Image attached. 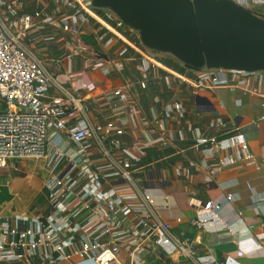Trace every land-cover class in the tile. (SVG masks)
<instances>
[{"label": "built area", "instance_id": "built-area-1", "mask_svg": "<svg viewBox=\"0 0 264 264\" xmlns=\"http://www.w3.org/2000/svg\"><path fill=\"white\" fill-rule=\"evenodd\" d=\"M232 1L264 12V0ZM38 4L26 13L20 0H0V168L38 159L48 174L43 212L0 213V264H171L175 255L189 264H239L243 251L219 260L213 252L201 254L192 238L173 231L181 215L164 216L151 192L169 183L157 164L163 158L146 159L149 149L190 150L198 158H189L187 167L176 164V175L202 166L209 182L244 161L260 170L247 135L233 121L217 116L207 133L193 124L185 127L182 97L187 93L196 100L203 91L227 88L264 99V72L181 71L144 48L122 21L113 17L112 24L99 17L88 0H58L52 10L43 0ZM89 16L124 42L123 53L107 60L112 70L129 75L122 84L97 92L67 87L52 70L55 61L69 73L73 58L81 57L82 65L93 69L104 60L82 40L81 27ZM50 26L65 35L57 60L32 45L35 34ZM151 85L161 91L151 96L154 111L148 115L142 111L141 91L151 94ZM188 140V148L182 147ZM220 194L226 203L235 198L233 192L220 191L205 202L189 199L196 208L189 223L211 231L212 215L233 230L223 218ZM162 199L169 207V195ZM237 215L238 229L255 227L243 220L242 211Z\"/></svg>", "mask_w": 264, "mask_h": 264}, {"label": "crops", "instance_id": "crops-1", "mask_svg": "<svg viewBox=\"0 0 264 264\" xmlns=\"http://www.w3.org/2000/svg\"><path fill=\"white\" fill-rule=\"evenodd\" d=\"M36 9L37 6L22 5V11L26 13H32ZM52 9L49 8V10ZM86 23L90 32L84 31L82 33L81 30L82 40L86 43L91 40L94 41L95 47L101 52L104 60L100 64L99 72L90 70V76L83 75L85 80L82 81L91 87L96 86L94 83L102 81V84L97 86L103 87V89L122 84L128 79V73L112 70L108 60L115 54L123 53L124 42L113 36L100 22H93V19H88ZM55 29V27L50 26L47 30L35 34V36H40L39 40H44L41 41L42 45H46H43L44 51L48 48V53L51 52L49 57L53 60H57L65 46V35ZM49 30H51L50 33L57 31V34L60 33L61 35L58 38H53V42L49 41L47 43L44 33ZM85 35L89 37L88 42L84 39ZM38 50L42 53L41 49ZM72 61L74 72V68L81 66L82 63L76 58H73ZM55 69L60 71L57 68L56 61L52 67L53 71ZM74 87L79 88L77 85H74ZM150 87L151 94L141 91L142 111L148 115H152L154 111L151 96L156 91H161L157 85H151ZM88 89L93 92L98 91L93 88ZM200 96L206 97L207 100H202L199 104H196V100H193L187 93L182 97L186 108L185 127L188 124H193L200 132L207 133L210 130L211 121L217 116L233 121L247 135L256 162L261 166L260 170H255V164L252 161H244L223 169L211 180L212 182L208 181L207 171L202 166L191 167L188 169L187 175L177 176L176 164L182 163L187 167L189 158L196 159L198 157L190 150L186 151L185 154H177L175 149L169 148L161 150L165 156L160 157L163 159L157 163L159 167L167 172L169 183L165 188L153 189L151 192L161 202L159 209L164 216L173 218L176 215H181L182 221L181 223L174 221L175 227H179L178 232L180 235L188 236L194 240L196 248L201 254H207L210 251L215 254L217 259L223 260L229 255L236 257L237 252L241 250L243 256L238 258L239 264H264V99L245 94L241 90L232 91L227 88L203 91ZM189 145L190 141L188 140L182 147L188 148ZM229 151V149H224V153ZM235 154L238 156L240 152H235ZM248 184L251 185V188L248 187ZM9 191H11L10 188ZM220 191L235 194L234 200L228 203H226L224 195L220 194L224 204L223 218L232 225L233 230L223 228L220 221L212 215H208L210 216L208 224L213 228L211 231L191 225L188 217L195 216L196 208L190 207L188 200L195 197L205 202L211 196L219 194ZM165 194L169 195V207L163 205L162 198ZM238 211L243 212L242 218L246 223L254 224L255 227L238 229ZM169 262L171 264H189L187 260L176 255L170 258ZM64 264H71V262ZM210 264L216 263L211 261Z\"/></svg>", "mask_w": 264, "mask_h": 264}, {"label": "water", "instance_id": "water-1", "mask_svg": "<svg viewBox=\"0 0 264 264\" xmlns=\"http://www.w3.org/2000/svg\"><path fill=\"white\" fill-rule=\"evenodd\" d=\"M88 1L93 9L104 10L136 32L144 48L174 59L186 70L264 72L262 11L232 0ZM202 100L207 98L196 97V104Z\"/></svg>", "mask_w": 264, "mask_h": 264}, {"label": "rangeland", "instance_id": "rangeland-1", "mask_svg": "<svg viewBox=\"0 0 264 264\" xmlns=\"http://www.w3.org/2000/svg\"><path fill=\"white\" fill-rule=\"evenodd\" d=\"M22 2L23 6L30 7L31 6H38V0H20ZM45 3L51 5L53 3V6H56L58 4V0H43ZM107 13V12H106ZM98 15V14H97ZM99 16V15H98ZM100 17V16H99ZM89 20L93 19V22H100L97 18L89 16ZM87 22V21H86ZM83 23L81 30L82 33L84 31L90 32L89 26H87V23ZM103 26H105L103 24ZM51 30L44 33V36L46 35L47 43L49 41H52L53 38H58L61 34L58 33L56 36L53 34L51 35ZM40 36H34L33 38V47L35 49H41L42 53L45 54L43 56H51V52L48 53V48L44 51L45 44L42 45L41 41L39 40ZM53 42V41H52ZM51 42V43H52ZM60 44V43H59ZM95 46V45H94ZM75 59V58H74ZM76 59H79L82 63L81 57H76ZM57 69L54 70L53 74L56 76V78L65 86H78L83 91H87L88 88H93L95 90H102L103 87H98V84H102L100 81L94 83L96 86L91 87L87 86L82 80H85L83 75L90 76V70L94 72H99V67L92 68L91 67H85L83 65L77 66L69 73L65 70L64 67L61 66V64L56 63ZM95 66V65H94ZM98 66V65H96ZM75 77V78H74ZM74 78L76 81H68V79ZM100 88V89H99ZM1 104V102H0ZM16 162H18V165H16ZM44 161L38 160V159H24L20 161L12 162L10 161L7 166L0 168V185H5L8 189L10 188V192L13 194L12 199L8 201H0V213H9L10 211H26L30 213L34 212H43L46 208L47 198H46V190L44 188V184L46 181V178L48 176L47 171L44 167ZM1 192V191H0ZM23 208V209H22ZM179 227H174L173 231L180 235L178 232ZM181 236V235H180ZM147 264V263H146Z\"/></svg>", "mask_w": 264, "mask_h": 264}, {"label": "trees", "instance_id": "trees-1", "mask_svg": "<svg viewBox=\"0 0 264 264\" xmlns=\"http://www.w3.org/2000/svg\"><path fill=\"white\" fill-rule=\"evenodd\" d=\"M54 8L55 6H53V3L51 5H49V8ZM94 11L101 16L104 20L108 21L109 23L115 24L116 20L113 19V17H111L110 15H108L104 10H100V9H94ZM85 37V38H84ZM83 38L88 42L89 41V37L88 36H84ZM137 40V39H136ZM138 41V40H137ZM89 43H91L92 45H94V41H89ZM163 61L166 62L168 65L179 69L181 71H185L186 69L178 62H176L174 59L172 58H163ZM165 156L164 152L158 149H149L148 150V157L146 159V161H149L153 158H160ZM159 166V164H158ZM0 201H8L10 199H12L13 194L9 191V189L5 186V185H0Z\"/></svg>", "mask_w": 264, "mask_h": 264}, {"label": "bare ground", "instance_id": "bare-ground-1", "mask_svg": "<svg viewBox=\"0 0 264 264\" xmlns=\"http://www.w3.org/2000/svg\"><path fill=\"white\" fill-rule=\"evenodd\" d=\"M23 209V208H22Z\"/></svg>", "mask_w": 264, "mask_h": 264}]
</instances>
